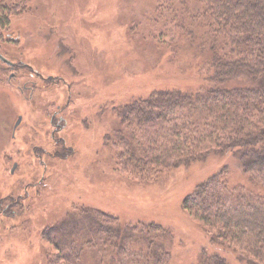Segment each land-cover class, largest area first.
<instances>
[{
	"label": "trees",
	"instance_id": "obj_1",
	"mask_svg": "<svg viewBox=\"0 0 264 264\" xmlns=\"http://www.w3.org/2000/svg\"><path fill=\"white\" fill-rule=\"evenodd\" d=\"M148 4V28L153 17L165 24L162 36L148 38L155 50L170 54L171 62L185 52L179 71L194 70L200 83L195 90L156 88L121 106L100 105L98 116L114 114L117 123L103 133L96 155L102 162L106 156L108 165L138 183H154L162 173L210 155L232 157L244 183L230 185L225 162L190 190L181 205L214 248L201 264H229L225 255L232 253L237 261L264 264V0ZM26 9V0H0V40L11 17ZM54 42L63 53L71 52L60 39ZM8 71L0 60V84H8ZM12 122L0 117V132L7 137ZM0 154L7 159V151ZM72 206L61 220L42 228L47 244L43 264H171L173 233L167 226L122 222L96 207Z\"/></svg>",
	"mask_w": 264,
	"mask_h": 264
},
{
	"label": "rangeland",
	"instance_id": "obj_2",
	"mask_svg": "<svg viewBox=\"0 0 264 264\" xmlns=\"http://www.w3.org/2000/svg\"><path fill=\"white\" fill-rule=\"evenodd\" d=\"M26 1L27 9L13 15L3 31L1 50L9 59H21L42 74L64 76L72 87L68 104L65 86L44 92L36 88L34 104H28L12 86L0 84V117L14 120L22 116L16 141L0 132V149L11 155L6 160L0 154V199L3 204L8 198L26 203L21 215L12 218H5L0 211V264H43L41 252L47 244L40 232L46 224L61 220L73 204L105 210L122 222L157 221L173 233L171 264H201L204 254H211L214 248L199 222L181 204L190 190L225 162L230 168V185L244 183L232 157L210 155L187 167L166 171L154 183H138L108 165L106 156L102 162L96 155L103 133L117 123L114 114L98 116L100 105L121 106L156 88L195 90L200 83L196 72L179 71L186 53L179 52L177 60L171 62L170 54L155 50L150 39L162 36L165 24H157L153 17L148 28L152 17L148 0ZM16 31L21 33L18 43L13 42L18 35L12 32ZM54 38L71 52L63 53ZM23 79L13 82L21 84ZM245 84L255 86L250 81ZM38 101L53 103L38 112ZM55 103L61 106V115L73 112L80 117L73 119L79 132L75 154L66 158L41 155L39 161L32 148L52 146L48 119ZM68 128L64 132L68 133ZM110 155L108 151V158ZM43 158L46 163L42 165ZM13 163L17 165L10 174ZM225 258L229 264H247L237 261L233 253Z\"/></svg>",
	"mask_w": 264,
	"mask_h": 264
},
{
	"label": "flooded vegetation",
	"instance_id": "obj_3",
	"mask_svg": "<svg viewBox=\"0 0 264 264\" xmlns=\"http://www.w3.org/2000/svg\"><path fill=\"white\" fill-rule=\"evenodd\" d=\"M12 33L18 35L16 38H14V40L19 38L20 37L19 35H21V33H18L17 31L12 32ZM6 37L10 38L8 33L6 34ZM4 57L7 60L12 62V65H9V64L5 63L4 61H2L9 68L8 76H7L8 84L10 86H12L19 93V95L22 96V98L25 100V102H27L28 104H34V103H32V99H33V95H34L36 88H39V90L44 92L46 90L56 89V87H58V86H60V87L65 86L66 99H67L65 104L69 103L70 97H71L72 82L69 80H66L64 78V76L55 75V74H48V73L42 74L38 70L32 68L29 64L23 62L21 59H18L16 57L9 59V57L6 55V53H5ZM37 57H36V59H37ZM40 62L43 66L44 65V59H41ZM43 68H44V66H43ZM10 74H11V77L9 78ZM11 78H13V79L24 78V79L22 80L21 84H19L18 82L14 83L13 80L11 81ZM56 93H58V92H55L54 95H56ZM52 103H53L52 101H38V102H36V104H38V107H36L37 108L36 111H38V112L39 111H45L46 106L49 104H52ZM55 104H57L56 108L52 111V113L50 114L49 119H48L50 126H51L50 139H51V145L52 146H49V147L40 146V148L36 147V148H38V150H36V151L34 149L35 147L32 148L33 153L37 154V158L39 159V161H40L41 155H42V157L48 156L50 158H53L55 156L59 157V158H66L69 155H72L73 153L75 154V149H76V145H77V138H78L79 132H78V129L76 128V125L74 127L75 121L73 119H75V117L80 119V117H78L76 115V113H73V112L68 113L67 117L65 116V113L63 115H61V112H62L61 106H59V103H55ZM63 107H65V106H63ZM98 109H99V107H98ZM74 112H76V110ZM19 117H20V121L16 125V121ZM21 119H22L21 115L15 117V119L13 120V122L10 125V135L8 137L13 141H16V139H17L16 138L17 137L16 136V133H17L16 130H17L18 126H20V124H21ZM34 120L37 122L38 118H35ZM68 126H69L68 133H66L64 131L66 130V128ZM63 133L66 136H62ZM1 136L6 137L7 134H4V131H2ZM7 156H8L7 159H6V157H5V159L9 160L11 158V155L9 152H7ZM39 163L43 165L46 163V161L43 158V161H41ZM13 165H15V168H16L17 164L13 163L12 166ZM12 166L9 168L10 174H13L14 170H15L14 169L13 171H11ZM24 206L26 207V203H23L22 201L20 202L18 198H10L4 204V206L0 205V211H4V213L6 215L5 218H12L15 215H21V213L23 212L22 208H24ZM3 216H4V214H3Z\"/></svg>",
	"mask_w": 264,
	"mask_h": 264
},
{
	"label": "water",
	"instance_id": "obj_4",
	"mask_svg": "<svg viewBox=\"0 0 264 264\" xmlns=\"http://www.w3.org/2000/svg\"><path fill=\"white\" fill-rule=\"evenodd\" d=\"M0 60L1 61H4L5 63H7V64H9V65H12V62L11 61H9V60H7L1 53H0ZM11 77V74H10V76H9V78ZM19 121H20V117L17 119V121H16V125L19 123ZM15 169V165L13 166V168H12V170L11 171H13Z\"/></svg>",
	"mask_w": 264,
	"mask_h": 264
}]
</instances>
